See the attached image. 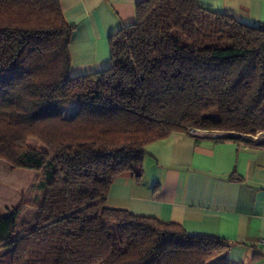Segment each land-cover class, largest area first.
<instances>
[{
    "label": "trees",
    "instance_id": "trees-1",
    "mask_svg": "<svg viewBox=\"0 0 264 264\" xmlns=\"http://www.w3.org/2000/svg\"><path fill=\"white\" fill-rule=\"evenodd\" d=\"M71 30L58 0H0V159L37 171L43 189L23 233L19 207L0 217V251L13 246L9 264H233L223 238L106 198L116 175L139 176L144 146L173 131L264 130V22L143 0L110 37V65L79 76Z\"/></svg>",
    "mask_w": 264,
    "mask_h": 264
},
{
    "label": "crops",
    "instance_id": "crops-1",
    "mask_svg": "<svg viewBox=\"0 0 264 264\" xmlns=\"http://www.w3.org/2000/svg\"><path fill=\"white\" fill-rule=\"evenodd\" d=\"M141 1L58 0L72 26L71 76L110 65L109 39L134 22ZM196 1L251 25L264 22V0ZM69 105L71 115L75 107ZM198 132L173 131L147 143L139 176L116 175L106 205L174 222L189 234L223 238L233 264H264V146Z\"/></svg>",
    "mask_w": 264,
    "mask_h": 264
},
{
    "label": "rangeland",
    "instance_id": "rangeland-1",
    "mask_svg": "<svg viewBox=\"0 0 264 264\" xmlns=\"http://www.w3.org/2000/svg\"><path fill=\"white\" fill-rule=\"evenodd\" d=\"M1 73V71H0ZM65 106L62 115H70ZM218 137L224 134L223 131H214ZM232 133V132H231ZM236 134V133H233ZM28 145L39 147L40 144L34 139L28 140ZM43 189L39 185V173L25 168H13L6 161L0 159V217L9 211L19 207L17 216V228L14 236H18L29 228V219L32 217L34 207L29 204H39L42 200ZM13 246H7L0 251V264H9ZM209 264H224L219 256L214 257Z\"/></svg>",
    "mask_w": 264,
    "mask_h": 264
},
{
    "label": "built area",
    "instance_id": "built-area-1",
    "mask_svg": "<svg viewBox=\"0 0 264 264\" xmlns=\"http://www.w3.org/2000/svg\"><path fill=\"white\" fill-rule=\"evenodd\" d=\"M188 132L198 135V129L195 128H188ZM204 135H207L209 137H218L217 134L214 131L206 130V133ZM240 136L247 144L251 146H264V130H259L253 133H243L239 134Z\"/></svg>",
    "mask_w": 264,
    "mask_h": 264
}]
</instances>
